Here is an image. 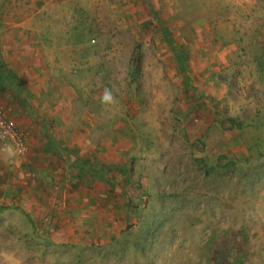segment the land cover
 <instances>
[{"label": "rangeland", "instance_id": "374dc122", "mask_svg": "<svg viewBox=\"0 0 264 264\" xmlns=\"http://www.w3.org/2000/svg\"><path fill=\"white\" fill-rule=\"evenodd\" d=\"M0 103L3 222L264 264V0H0Z\"/></svg>", "mask_w": 264, "mask_h": 264}, {"label": "crops", "instance_id": "0c3cea01", "mask_svg": "<svg viewBox=\"0 0 264 264\" xmlns=\"http://www.w3.org/2000/svg\"><path fill=\"white\" fill-rule=\"evenodd\" d=\"M8 213L20 214L0 210V264H147L144 255L132 257L129 240L96 236L85 246L80 223L3 222Z\"/></svg>", "mask_w": 264, "mask_h": 264}, {"label": "built area", "instance_id": "2783aa9c", "mask_svg": "<svg viewBox=\"0 0 264 264\" xmlns=\"http://www.w3.org/2000/svg\"><path fill=\"white\" fill-rule=\"evenodd\" d=\"M27 137V132L16 127L4 105L0 104V149L11 146L19 155H25L29 151Z\"/></svg>", "mask_w": 264, "mask_h": 264}, {"label": "clouds", "instance_id": "9594fccd", "mask_svg": "<svg viewBox=\"0 0 264 264\" xmlns=\"http://www.w3.org/2000/svg\"><path fill=\"white\" fill-rule=\"evenodd\" d=\"M101 100L103 103L111 104L114 102L115 97L113 96L112 91L110 89H105Z\"/></svg>", "mask_w": 264, "mask_h": 264}, {"label": "trees", "instance_id": "16d2710c", "mask_svg": "<svg viewBox=\"0 0 264 264\" xmlns=\"http://www.w3.org/2000/svg\"><path fill=\"white\" fill-rule=\"evenodd\" d=\"M170 48H171V46H170ZM172 49V52H173V55H174V57L176 58V60H177V62L179 63V64H181V57H180V55L177 53V52H175L174 50H173V48H171ZM83 168H81V170H82Z\"/></svg>", "mask_w": 264, "mask_h": 264}]
</instances>
